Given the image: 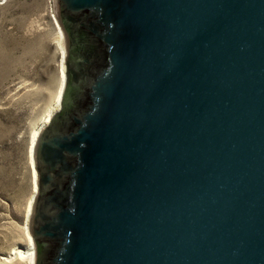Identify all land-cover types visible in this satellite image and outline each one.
<instances>
[{
	"label": "water",
	"instance_id": "obj_1",
	"mask_svg": "<svg viewBox=\"0 0 264 264\" xmlns=\"http://www.w3.org/2000/svg\"><path fill=\"white\" fill-rule=\"evenodd\" d=\"M56 5L95 50L35 143V264H264V0Z\"/></svg>",
	"mask_w": 264,
	"mask_h": 264
},
{
	"label": "rangeland",
	"instance_id": "obj_2",
	"mask_svg": "<svg viewBox=\"0 0 264 264\" xmlns=\"http://www.w3.org/2000/svg\"><path fill=\"white\" fill-rule=\"evenodd\" d=\"M56 8V0H0V257L25 241L31 133L61 82Z\"/></svg>",
	"mask_w": 264,
	"mask_h": 264
},
{
	"label": "bare ground",
	"instance_id": "obj_3",
	"mask_svg": "<svg viewBox=\"0 0 264 264\" xmlns=\"http://www.w3.org/2000/svg\"><path fill=\"white\" fill-rule=\"evenodd\" d=\"M58 25V23H57ZM59 28V45H61L62 49V61H61V70H60V76H61V82L60 86L54 96V99L49 107H47L42 116L40 117L38 123L33 127L32 133H31V138H30V144H29V159L32 167V195L30 199L28 200L27 204V209H26V223L24 226L25 229V241L19 242L18 245L14 246L9 254L7 256H2L0 257L1 260H6V261H13V260H19L23 261L25 264H35L36 260V249H35V244L33 241V238L30 234L29 230V220L31 217V212H32V207L34 203V196L37 191V171L34 167V148H35V143L37 140V137L39 136L41 130L51 121L53 115L55 114L56 111L59 110L60 105H61V97L64 89V83H65V64H64V59H65V48L62 46L61 39L64 38L63 31L58 25Z\"/></svg>",
	"mask_w": 264,
	"mask_h": 264
},
{
	"label": "flooded vegetation",
	"instance_id": "obj_4",
	"mask_svg": "<svg viewBox=\"0 0 264 264\" xmlns=\"http://www.w3.org/2000/svg\"><path fill=\"white\" fill-rule=\"evenodd\" d=\"M78 36H79L78 38L80 41H83V40L88 38V36H86L84 33H82V31L79 32ZM94 50H95V48L91 44H85L84 47H80L79 44H75L69 50H67V47H66L65 59L68 58L69 61H73L74 58L79 56L80 54L89 55ZM65 59H64V61H65ZM65 76H66V73H65ZM65 80H66V77H65ZM64 87H65V95H64V99H63V105L62 106L60 105L59 110L56 111L58 113L72 112V111H75L77 108L76 100H75V91L76 90L71 83V76L70 75H68V82H67L66 86L64 83Z\"/></svg>",
	"mask_w": 264,
	"mask_h": 264
}]
</instances>
